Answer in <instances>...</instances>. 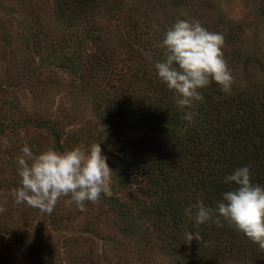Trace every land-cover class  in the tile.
Returning a JSON list of instances; mask_svg holds the SVG:
<instances>
[{"label": "rangeland", "instance_id": "rangeland-1", "mask_svg": "<svg viewBox=\"0 0 264 264\" xmlns=\"http://www.w3.org/2000/svg\"><path fill=\"white\" fill-rule=\"evenodd\" d=\"M201 1L190 0L177 7L169 6L167 0H125L112 17L104 14L101 18L99 14L69 24L68 19L56 15L54 0H0V157L10 155V164L1 166L0 159V208L4 209L0 212V228L8 227L4 220L10 219L8 228L15 232V236L5 234L0 240V264H189L180 254L160 247L154 237L147 241L145 234L153 236L156 232L146 231V226L135 239L123 228L127 220L123 225L101 200L103 194L95 203L85 202L84 211L66 204L69 198H61L48 214L26 203L16 204L11 192L19 187L16 157L25 144L38 154L49 147L63 152L81 143H100L112 170V195L119 169L117 149L130 144L157 146L161 142L151 129L125 125L119 127L118 141L102 135L105 128L98 115L99 83L84 81L80 68L85 65L82 56L76 55L94 48L92 35H109L114 46L117 38L128 35L134 23L152 29L176 22L183 13V18L188 17L187 10H199L200 17L195 19L209 23L213 29L239 27L241 43L229 46L232 55L241 49L243 55L247 52L264 60V0ZM148 28L135 35L137 39L144 36L143 43L156 44L151 32L144 35ZM68 53L81 61L76 66V61H65ZM106 84L112 87V81ZM12 123L15 128L9 127ZM130 183L127 185L134 190Z\"/></svg>", "mask_w": 264, "mask_h": 264}, {"label": "trees", "instance_id": "trees-1", "mask_svg": "<svg viewBox=\"0 0 264 264\" xmlns=\"http://www.w3.org/2000/svg\"><path fill=\"white\" fill-rule=\"evenodd\" d=\"M124 1L54 0V4L58 17L76 23L88 16L97 18L99 14L101 18L104 14L112 17ZM167 1L169 6L177 7L190 3V0ZM179 9L184 8L180 5ZM186 12L187 19L183 18L184 13L181 19L200 17L199 10ZM199 21L209 31L224 35L222 51L234 82L230 94H225L213 81L201 90L203 102H197L192 109L177 107L174 94L159 80L154 69V63L163 58L164 50L159 45L175 22L152 29L134 23L128 35L117 38L114 46L109 35H92L94 48L76 54L82 56L85 65L80 68L84 81L99 83L98 115L105 128L102 133L105 139L118 141L119 127L125 125L151 129L161 141L157 146H120L116 152L119 169L114 185L117 186L112 188V195H104L101 200L122 224L127 220L123 228L135 239L140 238L139 230L146 226V231L156 232L153 236L146 233L147 241L154 237L160 247L180 254L189 264H264V251L227 222H223V227L212 222L197 227L185 215V209L197 201L215 208L222 193L233 187L224 183V177L236 168L249 167L252 182L264 186V60L247 52L243 55L241 49L234 55L228 51L229 46L241 43L238 26L223 31ZM219 22L222 24V20ZM144 28L149 30L144 35L151 32L156 44L143 43L144 36L137 39L135 34L141 35ZM63 41L66 43V36ZM65 55V61H76L75 66L81 61L78 56ZM65 61L60 64L65 65ZM105 78H109L106 83L112 81V87L106 83L101 87ZM189 110L195 113L192 122L183 119ZM9 127L15 128L16 124ZM1 155V166H5L10 155ZM128 181L134 190L127 185ZM4 222L9 227L11 220ZM8 227L0 228V240L5 234L15 236ZM186 232H199L202 239L189 245Z\"/></svg>", "mask_w": 264, "mask_h": 264}, {"label": "clouds", "instance_id": "clouds-1", "mask_svg": "<svg viewBox=\"0 0 264 264\" xmlns=\"http://www.w3.org/2000/svg\"><path fill=\"white\" fill-rule=\"evenodd\" d=\"M225 37L209 31L196 20L179 19L167 29L162 43L163 58L154 63L159 80L175 96L180 109H192L203 102L201 90L216 82L225 94H230L234 77L222 51ZM195 113L186 111L183 119L192 122ZM16 157L19 187L11 192L16 204L26 203L41 212L51 214L61 198L85 210V202H97L101 195H110L112 173L100 143H83L63 152L47 148L34 154L25 144ZM231 187L222 193L215 208L197 201L185 209V215L195 225L227 222L264 251V186L251 179L249 167L236 168L224 177ZM4 211L0 208V212ZM186 243L200 241L199 232H186Z\"/></svg>", "mask_w": 264, "mask_h": 264}]
</instances>
